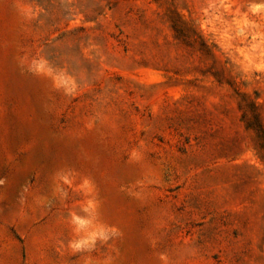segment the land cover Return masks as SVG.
Masks as SVG:
<instances>
[{
  "label": "rangeland",
  "instance_id": "obj_1",
  "mask_svg": "<svg viewBox=\"0 0 264 264\" xmlns=\"http://www.w3.org/2000/svg\"><path fill=\"white\" fill-rule=\"evenodd\" d=\"M260 2L0 0V264H264Z\"/></svg>",
  "mask_w": 264,
  "mask_h": 264
},
{
  "label": "clouds",
  "instance_id": "obj_2",
  "mask_svg": "<svg viewBox=\"0 0 264 264\" xmlns=\"http://www.w3.org/2000/svg\"><path fill=\"white\" fill-rule=\"evenodd\" d=\"M264 10V0L260 3H253L250 6L252 13H259ZM239 35V33H237ZM95 205L89 202V205L84 207L82 211L85 215H79L77 213L71 214V223L74 225V231L77 234V238L69 241V247L74 251H86L95 247L97 241H106L110 238V234H114L116 229L106 228L103 225H97L94 218L91 215L92 209Z\"/></svg>",
  "mask_w": 264,
  "mask_h": 264
}]
</instances>
